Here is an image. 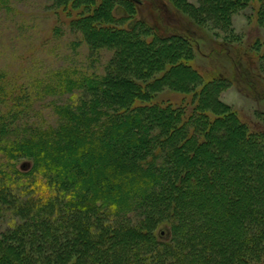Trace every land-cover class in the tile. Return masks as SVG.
<instances>
[{"label": "trees", "instance_id": "obj_1", "mask_svg": "<svg viewBox=\"0 0 264 264\" xmlns=\"http://www.w3.org/2000/svg\"><path fill=\"white\" fill-rule=\"evenodd\" d=\"M161 1L177 12L173 24L153 5L152 21L132 22L134 0H53L92 54L112 52L104 71L67 68L28 81L0 69V221L9 222L0 231V264H264V162L255 159L247 171L225 167L228 175L220 179L223 157L216 160L209 150L214 133L228 131L225 122L246 152L264 144V133L250 131L221 100L238 76L264 99V43L245 42L233 28L234 15L249 6L264 26V0ZM8 4L0 0V9ZM118 6L127 15L118 18ZM200 30L211 33L209 53ZM231 54L240 67L234 76L219 64L207 71L195 66L199 57ZM230 144L236 147L233 139ZM63 149L71 164L60 162ZM23 160L29 169L19 166ZM98 161L100 168L88 170ZM199 166L202 179L193 171ZM121 176L128 182L109 183ZM99 180L109 187L94 185ZM244 180L245 196L233 190ZM210 189L236 195L224 213L236 232L222 231L223 221L193 205ZM163 223L171 231L167 239L156 234Z\"/></svg>", "mask_w": 264, "mask_h": 264}, {"label": "rangeland", "instance_id": "obj_2", "mask_svg": "<svg viewBox=\"0 0 264 264\" xmlns=\"http://www.w3.org/2000/svg\"><path fill=\"white\" fill-rule=\"evenodd\" d=\"M134 1L137 5L138 14H136V17L132 18V22L136 23L137 21L142 20L148 22L149 20L152 21V18L150 17V8L152 5L154 9L156 7L163 10L162 17L166 24H173L176 22L173 17L177 14V12L168 1L164 4L161 0H153L152 3L151 0ZM8 5V8L0 9L1 70L4 69L12 75L19 73L21 74V77L28 81L36 75V73H42V76L46 78L47 76L44 75L49 74L52 70L58 71L67 68H76L80 71L89 73L104 71L105 65L111 58L112 52L103 50L100 54H92L89 51V47L83 36L80 33L73 32L71 30L69 26V17L64 15L61 10L57 12L55 7H53V0H9ZM115 15L120 18L127 15V13L123 7L118 6L115 9ZM233 28L236 34L240 35L245 42H254L256 39H259L264 43V26L259 25L256 10L253 6H249L234 15ZM200 34L201 39L205 41L203 47L205 51L209 53L208 47L212 46L211 33L200 30ZM128 41L133 45H136V39L134 37H129ZM201 43H203L202 40ZM136 56L139 57L138 54ZM146 56L150 59L149 55ZM156 57H162V54L159 53ZM234 57L235 56L233 54H231L230 57L225 55H217L204 59H200L199 57V59L195 62V66L199 69L207 71L211 70L212 67L210 68V66L215 64L217 66L219 64V66L225 70V74H232L234 76L236 74V70L240 69L239 66L234 64ZM242 63H240L241 67ZM172 78L173 76L169 75V79L172 80ZM236 80L238 83L232 84L221 94V100L225 104L231 106L233 111L238 113L242 122L249 127L250 131L254 133H264V99L256 98L255 95H252V93L245 89L244 86L239 84L240 81L243 82V79H241L240 76H238ZM177 81L179 80L177 79ZM117 92L123 93V87H120ZM160 96L166 98L171 97L174 99L178 98L177 95H172L170 93H163ZM49 117H51V114ZM54 120L55 119H52V122ZM225 126L229 127L228 131L223 133L216 131L211 139L212 146L209 149L213 156H215L216 160L220 156L223 157L224 162L219 167V170L221 171H218V174L216 173L217 177L219 176L220 179L225 177L224 175L222 176V173L226 176L228 175L227 170L223 169L225 167L231 168L237 165L236 167L239 166L238 170L247 171V166L251 165V162L255 159L261 157L260 159L264 162L263 143L256 142L255 152L254 154H250L246 152L245 141L240 135H237V137L235 136L236 138H232L230 135L233 127L231 122H225ZM230 137L235 141L236 147H233L232 144H230L232 141ZM178 140L179 137L173 138V143H176ZM190 146L192 147L193 145L191 144ZM187 151H189V149H186L185 154H187ZM104 152V149L98 150L100 157H104ZM232 156L235 157L233 158ZM58 158L63 164H71L72 161H74L73 157L69 155L68 150L66 149L60 151ZM115 159H117V157L110 160L108 159L107 162L112 164L115 162ZM204 159L205 157L203 155H198L196 157V160L201 161V163H203ZM98 162L99 164H87L86 167L88 170L90 169V171L93 172L97 169V167L100 168L102 166L100 161ZM24 164H26L25 167ZM19 166H21L24 170L29 169L31 167V162L23 160ZM79 167L80 166L78 165V169ZM173 167L174 169H180L177 163H175ZM193 171L196 175L198 174L200 179H202L205 175L204 169L200 166ZM83 173H85V171ZM133 174L126 173V176L129 177V180L139 178V176ZM85 175L88 174L85 173ZM236 175L234 177V174H230L229 178L234 180L236 179ZM120 178L121 179L111 178L112 180L109 183L111 185L113 184V186H119L124 181L128 182V179L123 180L122 176ZM163 184H165V182ZM242 184L243 186L234 185L233 190L239 192L241 191L242 195L249 194L250 188L248 186V182L244 180ZM94 185H97L98 187L101 185L107 186V188L109 187V184H107V182H103V180H99V183L95 182ZM186 188H188L187 185ZM258 190L263 193L261 189ZM113 193L115 194V190H113ZM254 193L255 191L252 194ZM198 198L194 199L193 205H198L200 203L205 205V207L208 208L205 213L207 218L216 220L218 217V219L223 221L225 223V228H222V231H237V229L233 228L231 219L224 214L226 211L231 209V206L233 205L232 200L236 198L233 191L210 189L204 191ZM222 199L226 202L225 204H222L221 207L218 203ZM213 208L217 211V213L212 211ZM8 223L9 222L0 221V231L5 229ZM156 234H158V236L160 235L161 238L167 239L170 236L171 231L168 225L163 223L156 229ZM7 255L8 254L5 256L7 257ZM6 263L7 261L4 264Z\"/></svg>", "mask_w": 264, "mask_h": 264}]
</instances>
